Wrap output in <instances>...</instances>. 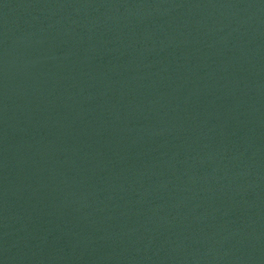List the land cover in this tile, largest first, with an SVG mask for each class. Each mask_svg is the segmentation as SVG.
Listing matches in <instances>:
<instances>
[{"label":"water","instance_id":"95a60500","mask_svg":"<svg viewBox=\"0 0 264 264\" xmlns=\"http://www.w3.org/2000/svg\"><path fill=\"white\" fill-rule=\"evenodd\" d=\"M0 264H264V0H0Z\"/></svg>","mask_w":264,"mask_h":264}]
</instances>
